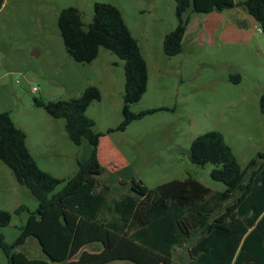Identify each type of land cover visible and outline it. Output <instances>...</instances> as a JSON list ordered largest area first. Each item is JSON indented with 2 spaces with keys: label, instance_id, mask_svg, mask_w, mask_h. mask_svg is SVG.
Segmentation results:
<instances>
[{
  "label": "trees",
  "instance_id": "16d2710c",
  "mask_svg": "<svg viewBox=\"0 0 264 264\" xmlns=\"http://www.w3.org/2000/svg\"><path fill=\"white\" fill-rule=\"evenodd\" d=\"M5 0H0V10ZM178 25L164 38V52L174 57L183 52L189 24L185 14L222 13L244 9L264 35V0H175ZM58 27L68 55L77 63L91 64L107 49L123 62L125 74L123 122L106 134L96 130L87 116L89 107L102 100L99 88L89 86L78 97L45 102L38 107L54 119L65 121V131L76 146H85L77 160L78 172L65 180L42 170L32 155L27 134L18 128L10 111L0 113V162L19 185L37 199L35 211L13 245L2 230L11 225L12 214L0 210V248L7 264H174L177 248L186 246L187 264H264V154L242 168L222 133L213 131L193 140L189 158L198 166L214 165L212 179L226 186L213 191L199 181L173 180L155 188L136 179L129 166L114 175L130 182L131 192L109 200L110 188L99 177L106 173L98 157L101 138L125 131L145 113L131 111L148 89V63L126 24L120 9L96 3L93 21L86 24L82 12L64 8ZM232 80H235L232 78ZM237 80L239 78L237 77ZM264 114V95L261 98ZM65 183L64 188L55 193ZM35 239L45 259H31L17 251ZM91 246H99L89 252Z\"/></svg>",
  "mask_w": 264,
  "mask_h": 264
},
{
  "label": "rangeland",
  "instance_id": "374dc122",
  "mask_svg": "<svg viewBox=\"0 0 264 264\" xmlns=\"http://www.w3.org/2000/svg\"><path fill=\"white\" fill-rule=\"evenodd\" d=\"M14 1L28 9L26 15L31 27L35 25L39 29L42 24L41 29L51 34L53 40L46 42L47 45L63 44L58 27L62 9H79L88 25L93 21L96 3L118 7L139 41L148 62L149 84L141 101L134 104L131 111L145 115L132 122L125 131L107 134L101 140L98 153L99 161L106 169L99 180L110 188V201L131 192L129 181L114 177L129 166L136 179L149 188L193 178L213 191L226 190L223 183L212 179L214 165L198 166L189 158L193 140L205 133H222L243 169L259 154H264V114L260 105L264 95V35L256 30L254 23L243 28L247 32L243 43L225 42L220 34L201 40L209 14L189 10L185 14L189 24L183 52L169 57L163 45L165 36L178 25L175 0ZM233 13L225 12L230 18ZM231 19L236 25L241 20ZM21 20L19 40L0 41V113L3 109L10 111L16 126L27 134L28 147L42 170L68 180L78 172L77 160L84 158L85 146L73 144L65 131V121L52 118L44 108L36 105L35 100L49 102L72 97L63 96L65 92L50 87L41 75L28 78L24 74L26 58L31 63L37 62L40 68L46 66V60L45 53L39 59L32 57L39 42L29 39L25 18ZM8 27L10 31L14 29L11 25ZM37 32L34 30L33 34ZM10 63L14 66L11 68L13 73L8 70ZM93 85L101 90L103 99L89 107L87 116L96 122L98 132L106 134L123 122L125 89L123 62L107 49H101L80 94ZM34 88L38 91L33 92ZM64 186L65 183L61 184L55 193ZM38 205L30 191L19 185L12 171L0 162V210L12 214L11 225L1 232L9 245L16 242L20 228L29 218L28 211L16 213V210L23 206L35 211ZM99 249V246H91L87 250ZM17 251L31 259H45L34 239ZM7 262L0 248V264ZM187 263L186 246L177 248L174 264ZM110 264L134 263L115 261Z\"/></svg>",
  "mask_w": 264,
  "mask_h": 264
},
{
  "label": "crops",
  "instance_id": "0c3cea01",
  "mask_svg": "<svg viewBox=\"0 0 264 264\" xmlns=\"http://www.w3.org/2000/svg\"><path fill=\"white\" fill-rule=\"evenodd\" d=\"M235 1L239 3V1L237 0ZM228 11L234 12L233 13L234 15H231V18L236 17L241 19L239 21L241 27H238V22L236 25L233 19H231L227 14H225L226 11L222 13H216V12L211 13L208 15V18L205 21L206 22L204 26L205 34L201 33L200 35L201 40H204L205 38H210L212 36H214L215 38L216 34H220L221 39H223L225 42L233 41V42L243 43L246 42V38H247L246 35L247 32L245 31L246 32L245 33L243 31V28L250 25L251 23L255 24L256 29L257 27H259V25L254 21L253 18H252L253 20L250 18V16L247 14V12L244 9L237 7L235 9ZM26 12H28V9L27 8L23 9L21 3L15 2L14 0H5V3L2 9L0 10V41L3 39H10L12 41L19 40L18 36L20 34L19 33L20 31L18 29L19 26H23V22L21 19L25 18L24 26L26 27V31H27L26 33H28L29 39L36 40L37 43L39 42L38 43L39 45L38 46L36 45L35 47L36 50L33 51L32 57L34 58V56L38 55L36 58L39 59L45 53L46 66L41 67L44 68L43 70H41V72L43 73L41 74L40 65L37 62L31 63L29 62L28 58H26L25 61L27 62V64H25L23 67L24 74L27 75L28 78H34V76L36 75H41L45 83L49 84L50 87L65 92L66 95L63 96L78 97L80 91L88 82V77L90 73L93 72L94 65L95 63H97L99 57L91 64H80L75 62L68 55L64 43L63 44L58 43L57 47L52 45H47L46 42L51 43L53 40L51 34L47 30L41 29L42 24L39 25L41 27L39 29L36 28L35 25L31 27L32 24L31 22L30 24L28 23L29 20L26 15ZM10 25L12 28H14L12 31L9 30L8 26ZM34 30H38L36 35L33 34ZM11 63H10V67H8V70L9 72L13 73L12 72L13 70L11 71V68H13L14 66ZM28 63L31 64L32 66L28 67ZM102 99H103V94H102ZM3 110L8 111L7 109H3ZM103 138H105V136L102 137L101 140ZM28 241L26 242V244L28 243ZM39 249L40 251H42L40 247Z\"/></svg>",
  "mask_w": 264,
  "mask_h": 264
},
{
  "label": "built area",
  "instance_id": "2783aa9c",
  "mask_svg": "<svg viewBox=\"0 0 264 264\" xmlns=\"http://www.w3.org/2000/svg\"><path fill=\"white\" fill-rule=\"evenodd\" d=\"M256 30H258V31H260V32H262V30H261V28L260 27H257V29ZM38 90L36 89V88H34L33 89V92H37Z\"/></svg>",
  "mask_w": 264,
  "mask_h": 264
},
{
  "label": "water",
  "instance_id": "95a60500",
  "mask_svg": "<svg viewBox=\"0 0 264 264\" xmlns=\"http://www.w3.org/2000/svg\"><path fill=\"white\" fill-rule=\"evenodd\" d=\"M238 27H241V25H240V23L238 22ZM38 55H36V57H37ZM57 264H59V263H57Z\"/></svg>",
  "mask_w": 264,
  "mask_h": 264
}]
</instances>
